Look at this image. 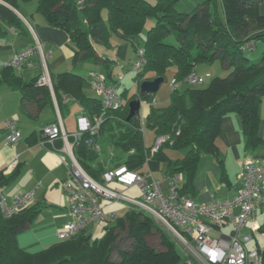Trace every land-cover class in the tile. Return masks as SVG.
<instances>
[{"label": "trees", "instance_id": "16d2710c", "mask_svg": "<svg viewBox=\"0 0 264 264\" xmlns=\"http://www.w3.org/2000/svg\"><path fill=\"white\" fill-rule=\"evenodd\" d=\"M18 7L22 0H3ZM30 1V0H23ZM37 11L50 25L65 29L76 45L75 61L101 59L93 42L110 46L111 32L133 41L143 31L147 19L156 15V22L147 33L142 46L146 52L143 71L137 80L163 76L175 66V80L186 82L203 61L220 59L231 68L225 77H215L207 87L187 84L172 90L167 106L152 105L146 124L155 132L156 139L167 135L153 158L167 163V174L185 173L186 182L179 187L181 193L190 194L192 181L203 156L219 159L217 138L225 114L235 113L241 118V128L248 149L257 148L263 141L259 132L260 109L264 100V49L260 58L251 60L246 52L254 50L257 42L264 43V14L260 6L264 0H204L190 12L176 8L177 0H86L79 8L76 0H37ZM220 1L224 19L220 16ZM108 12V21L103 17ZM10 28L27 34V24L11 8L0 3V34ZM108 59H105V61ZM148 76V77H147ZM39 76L26 81L21 72L10 66L0 72V85L6 83L20 91L23 99L36 100L40 95L52 100L51 90L38 82ZM84 77L66 71L53 78V90L60 108L68 106L62 94L76 100L85 108L92 120L100 117L99 131L84 132L74 144V153L85 170L96 180H102L107 170L102 150L96 144L105 140L119 149L125 157L117 163L128 169L144 173L151 147H147L141 131L140 116L127 119V98L118 109H107L97 97L84 92ZM152 100L153 95L143 96ZM57 145H61L58 141ZM187 149L182 158H171L165 147ZM19 173L0 171V189L13 181ZM39 206L27 208L11 217L0 211V264H188L181 263L176 239L153 216L142 209L132 208L106 226L101 238L92 239L87 230L71 239L60 240L36 253L22 249L17 241L19 232L26 229L39 213ZM126 237L122 238V232ZM264 233V222L260 226ZM159 233L162 249L148 240ZM128 246L122 247V242ZM117 254V258L115 257ZM264 264V248L261 251Z\"/></svg>", "mask_w": 264, "mask_h": 264}, {"label": "crops", "instance_id": "0c3cea01", "mask_svg": "<svg viewBox=\"0 0 264 264\" xmlns=\"http://www.w3.org/2000/svg\"><path fill=\"white\" fill-rule=\"evenodd\" d=\"M0 3H3L12 10L14 9L13 11L17 13L25 23L26 21L29 22L31 26L34 28L36 35L44 43L45 49L49 53L48 66L52 78H55L59 73L66 71H72L83 76L81 71H79L78 69L80 62L85 60L75 61L74 56L77 51L76 45L74 44L69 33L65 29L50 25L44 15L42 17H38L36 15V12L39 11L33 12L34 8L28 7L29 6L28 3L20 4L19 1L18 7H14L3 0H0ZM19 7L20 8L23 7V9L24 8L27 9L28 14L32 13L31 16L33 18L32 19L33 22H31L19 10ZM103 13L104 10L102 14ZM104 14L103 17L106 19V21H108L107 10H106V16ZM34 43H35V38L31 30L30 32L28 31L27 34H24L15 30L14 28H10L8 32L1 33L0 34V72L5 68L7 61L15 51L25 47H30L34 45ZM93 43L95 49L97 50L98 56L102 57L101 59H98L97 62L106 66L107 70H109L110 77H112L111 76L112 70L116 64V60L110 58L109 56L106 57L104 55H101L97 48V45L101 43L99 42H93ZM105 59L108 60L105 61ZM31 62L32 63L27 64L20 71L23 78L24 75L22 71H24L25 69H32L35 67H39L42 69L40 60L37 55L31 58ZM227 67L229 68V66ZM92 73H98V72L94 70H90V74L88 75V78L89 81L91 82V85L93 79ZM40 74L41 72L33 76V78L39 76ZM116 78L118 77L116 76ZM24 79L26 81H29L32 79V77L28 79L26 78ZM84 79L86 80V77H84ZM145 80H153V79H145ZM107 81L108 84L113 85L116 88V90L121 96L123 103L126 101L127 98L130 97L132 98L131 100L140 98L141 107L139 113L136 115L140 116L141 131L143 132L144 135L145 145L147 147L152 148L154 145L149 146L146 142L145 134H144L145 133L144 126L146 124V117L151 109V106L155 104H156L155 106H160L159 104L157 105V102H159V100L155 97L156 92L150 93L151 95H153L152 100L144 98L143 97L144 95H141L140 93V84L143 81L139 83L137 78H136V90L134 93H130L127 88L125 89V91L119 92V90L117 89V86L119 85V79L107 78ZM183 84H189V83L187 81L183 83L180 82L178 88L181 89ZM62 97L64 99V103H66L67 101L69 102L67 107H63L61 109L55 93L52 94V100L50 99L46 100L41 95L36 100H27V99H23V95L20 91L16 90L10 85L6 83L0 85V171L2 170L5 172V174H10L12 171H14V169L19 170L17 177L13 181H11L8 185L0 189V197L1 194H3L6 197L7 201L11 202L14 199V197L18 194H21L26 191H34V195L32 199L25 207L21 209V211L33 206L36 207L39 206L40 208L39 213L33 219L30 225L23 231L19 232L17 235V241L19 246L30 253L39 252L51 246L52 244L59 242L60 239L58 237V233L63 229L64 225L70 220V214L68 211V205H69L68 196L62 187V181L69 178L70 158L68 154L62 149L63 143L60 139H57L55 141L54 146L50 144L45 145L44 143H42L44 139L43 128L46 125L56 121L58 115L57 112V108H58L63 119L64 127L68 131L66 114L70 111L71 106L74 103H78L81 106L77 118L80 115H85L89 118L90 116L85 114V108L82 106L80 102L67 97L65 94H62ZM89 97H97L102 101L101 97L98 94H96V96H89ZM169 103H170V98H169ZM129 111H130V106H129ZM260 116H261V122L259 126V132L263 138V141L255 149H248L246 147L245 136L241 128V118L235 113H227L223 116L221 121V129L217 138V144L219 148V158L222 159V163H219L218 158L210 155L203 156L200 159L197 167V171L192 181L189 184L191 190L190 194H192L194 199L201 202L209 201V200L229 199L236 194L237 176L242 165L247 160H252L255 163L264 166V100L261 103ZM10 118L15 119L17 121L18 128L21 131V137L18 143L14 146L7 143L8 130L6 128V121ZM76 128H77L76 131H71V132L68 131V132L74 133L78 131L77 119H76ZM81 136L82 134L80 135V137ZM74 140L75 139L71 137V141L74 142ZM58 141L61 142V145H57ZM96 147L98 151L102 150L103 153V148L101 147L100 143L96 144ZM153 155L154 154H152L150 150V156L147 158V163H146L149 165L150 170L146 171V173H152L153 177L156 178L153 171L151 170L152 169L151 161L154 159ZM124 157L125 155L121 154V156L116 161H114L112 157H110V159L108 160L104 159L102 154V159L103 161L106 162L107 169L113 167H119L117 163L119 161H122ZM230 164L235 166V170H231ZM156 167L157 168L155 169H158V165ZM186 179L187 178L185 174L182 173V179L179 184V187H182L184 185ZM134 187L138 189V192L140 194L141 191L137 186H132V187L122 186L120 189L124 191L125 194H127V192ZM163 187H167L166 189L163 188V191L165 193H168L170 190L169 185L165 183ZM263 189H264V185H263ZM103 204L105 205L106 211L116 210L115 208L112 207L113 201H108L106 199H103ZM253 218L255 219L257 224L261 226L259 222L262 223L261 222L262 220L260 221V219L264 220V204L254 212ZM218 231H222L223 233H229L231 231V227L226 226L221 229H218ZM257 240H258L257 242L259 243L258 237ZM250 243H253V245H250V247L256 246V240L255 242L252 241Z\"/></svg>", "mask_w": 264, "mask_h": 264}, {"label": "built area", "instance_id": "2783aa9c", "mask_svg": "<svg viewBox=\"0 0 264 264\" xmlns=\"http://www.w3.org/2000/svg\"><path fill=\"white\" fill-rule=\"evenodd\" d=\"M76 1L79 8H83L86 3V0ZM26 24L33 33L35 43L15 51L6 66L21 71L27 64L32 63L31 58L37 55L42 66L38 82L47 86L54 94L53 78L48 66L49 53L31 24L27 21ZM145 63V49L138 47L133 67L140 72ZM92 75V86L101 97L104 109L120 108L123 102L116 88L108 84L107 78L103 75L98 73ZM186 81L190 85H195L203 83L205 78L192 72ZM179 84L180 82L175 80L173 90L177 89ZM57 112L56 121L43 128L42 143L54 146L55 141L60 139L63 143L62 149L70 158L69 178L62 181V187L68 196L70 220L58 233L60 240L71 239L94 223L116 220L120 216L119 212L106 211L103 199L113 202L124 201L129 209L147 211L159 224L166 227L186 250L185 259L188 264H262V248L256 236L260 226L253 218V214L264 204V166L247 160L238 173L236 194L233 197L202 202L180 192L181 173L167 174L165 179L161 180L154 178L152 173H141L126 166H119L108 168L102 180H96L75 156L74 144L84 132L99 131L105 111L95 120L85 115L78 116V131L74 133L65 129L58 108ZM6 128L7 143L16 145L21 137L17 121L8 119ZM71 137L75 139L74 142L71 141ZM166 139L167 135L159 136L151 148V153L154 154ZM165 183L170 187L168 193L163 191ZM119 186H137L141 191L140 196H129L121 191ZM33 195L34 191H26L8 202L1 194L0 211L5 217L14 216L29 203ZM226 226L231 227L229 233L218 231ZM243 229H249L250 233L243 232ZM254 239L256 246L250 247L249 243Z\"/></svg>", "mask_w": 264, "mask_h": 264}, {"label": "rangeland", "instance_id": "374dc122", "mask_svg": "<svg viewBox=\"0 0 264 264\" xmlns=\"http://www.w3.org/2000/svg\"><path fill=\"white\" fill-rule=\"evenodd\" d=\"M148 1L155 3L157 0H148ZM202 1H204V0H177L176 8L180 11L189 12V11H192L193 9H195L196 6H198V4L201 3ZM21 3H28V5H29L28 7L34 8L33 12L37 11L38 3L36 0L29 1V2L22 0V1H20V4ZM218 5H219L220 16L222 19H224V14H223V10H222V6H221L220 1L218 2ZM19 10L31 22H33V20H32L33 18L31 16L32 13L28 14L27 9H25V8L23 9V7H21V8L19 7ZM260 10L262 13H264V2L262 3ZM104 13L103 14L106 16V10H104ZM36 15L38 17L43 16V14H41L40 12H36ZM156 19H157L156 15H154V14L151 15L147 19L143 31L136 37L135 42L139 47H142L144 45L145 39H146V33H147L148 29L152 25L155 24ZM97 48H98L101 55H104L106 57L109 56L110 58L115 59L116 64L112 70V75H111L112 77H110L109 70H107L106 66L100 64L99 62H95L93 60H85V61L80 62L78 70L81 71V73L84 77H86V80L84 82V92L89 96H96V94H97L95 89L92 87L91 82L89 81V78H88V75L90 74V70H94L106 78L119 79V85L117 86V89L119 90V92L125 91V89L127 88L130 93H134L136 90V78L138 76V72L133 67L134 61L136 59V49H135V46L133 44V41L126 38V37H123L119 33L111 32L110 46L99 44V45H97ZM263 49H264V43L262 41H258L257 47L254 50L247 51L246 56L251 60H256V59L261 57ZM49 63H50V60H49ZM70 63H71V60H70ZM175 69H176L175 66H171L168 69L167 75H166V80L162 83L160 89L155 93V97L159 100V102H157V105L158 104L160 106H167L168 105L170 94H171V91L173 89L172 85L175 81L174 80ZM195 69H196L197 74L202 75L205 78V81L203 83H200V84L196 83L195 85H192L193 87H198V88H203V87L209 86V84L211 83L213 78L225 77L231 71V68H228L220 59H216V60L211 61V62H208V61L199 62L196 65ZM141 71H143V70H141ZM39 72H42V69L39 67H35L32 69H25L24 71H22L24 78H26V79L31 78V77L33 78V76H35ZM116 76L118 78H116ZM186 86H187V84H183V86L181 88H184ZM79 109H81V106L78 103H74L71 106L70 111L66 114V121L68 123V131H70V132L77 130L76 119H77V115L79 114V111H80ZM144 132H145L144 134H145V139H146L147 144L149 146L154 145L156 142V138H155L154 132L152 131V129L147 124H145V126H144ZM108 143L109 142H107L105 140L100 141L101 147L103 148V157H104V159H107V160L110 159V157H112L113 160L116 161L121 156L122 152L119 149H117L114 145H112L110 143L108 144ZM165 151L169 154L170 157L175 159L178 157L182 158V156L186 153L187 150L176 149V148H172V147L167 146V147H165ZM151 164H152L151 170L153 171L155 177L159 178L161 180L165 179V176H166V173L168 170L167 163L165 161L154 158L151 161ZM156 164L158 165V169H155V168H157ZM217 165H219V164H217ZM230 166H231L230 167L231 170H235L234 165L230 164ZM149 170H150L149 165L146 164L144 171L146 172ZM185 176L187 178L186 174H185ZM119 187L121 188L122 186H119ZM163 188L166 189L167 187H163ZM127 194L131 195L133 197H139L140 196L138 189L136 187L130 189L127 192ZM112 207L115 208L116 209L115 211H118L120 215H124L127 212V210L129 209V207L125 205L124 201L123 202L122 201H114L112 204ZM145 212L148 213L147 211H145ZM260 221L262 223L264 222L263 219H260ZM114 222H115V219H111L110 221H101V222L94 223V224L90 225V227L88 228V232L92 234V239L101 238L105 234L106 226H108ZM262 223L259 222L260 225ZM161 226L168 233H170L166 227H164L163 225H161ZM243 232L248 233L249 229H243ZM256 234H257V237L259 239V243L261 245V248H264V233L261 231H258ZM126 235H127V233L125 231L122 232V238L126 237ZM148 240L155 247H157L159 249L163 248L161 241H160L159 233H157V232L153 233L151 236H149ZM253 242H255V239ZM250 245H253V243H249V246ZM126 246H128V242L125 239V241L122 242V247L125 248ZM177 246H178V251L182 257L181 263H183L184 261H186V259H185L186 250L184 249V247L182 246V244L180 242H177ZM114 258H117L116 253H115Z\"/></svg>", "mask_w": 264, "mask_h": 264}, {"label": "water", "instance_id": "95a60500", "mask_svg": "<svg viewBox=\"0 0 264 264\" xmlns=\"http://www.w3.org/2000/svg\"><path fill=\"white\" fill-rule=\"evenodd\" d=\"M163 81H164V77L163 76H158V77H156L153 80H145V81H143L140 84V93H141V95L157 92L159 90L160 85H161V83ZM129 106H130V111H129V114L127 116L128 120L139 113L140 107H141L140 98L131 100L130 103H129Z\"/></svg>", "mask_w": 264, "mask_h": 264}]
</instances>
